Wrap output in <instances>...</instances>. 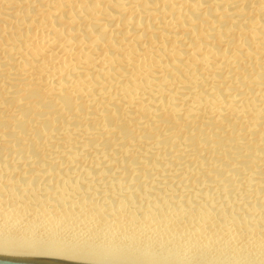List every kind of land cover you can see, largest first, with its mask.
Instances as JSON below:
<instances>
[{"label":"bare ground","instance_id":"obj_1","mask_svg":"<svg viewBox=\"0 0 264 264\" xmlns=\"http://www.w3.org/2000/svg\"><path fill=\"white\" fill-rule=\"evenodd\" d=\"M2 157L0 252L264 264V0H0Z\"/></svg>","mask_w":264,"mask_h":264},{"label":"water","instance_id":"obj_2","mask_svg":"<svg viewBox=\"0 0 264 264\" xmlns=\"http://www.w3.org/2000/svg\"><path fill=\"white\" fill-rule=\"evenodd\" d=\"M0 264H120L99 261H75L44 255L0 252Z\"/></svg>","mask_w":264,"mask_h":264},{"label":"rangeland","instance_id":"obj_3","mask_svg":"<svg viewBox=\"0 0 264 264\" xmlns=\"http://www.w3.org/2000/svg\"><path fill=\"white\" fill-rule=\"evenodd\" d=\"M46 112V111H45ZM22 112H18V111H15V114L19 117V118H21V119H23L24 118V115H22L21 114ZM24 120V119H23ZM22 121V120H21ZM20 122V121H19ZM11 127H13L14 128V130H15V132H18L17 130H18V128H16L14 125H12ZM9 129V128H8ZM7 129V130H8ZM19 130H20V128H19ZM10 139H14L13 137H10ZM15 141L17 140L16 138L14 139ZM13 140V141H14ZM12 141V142H13ZM11 143V142H10ZM11 144H13V143H11ZM16 144H17V147L16 148H20V147H18V146H20V144H19V141L18 142H16ZM19 144V145H18ZM12 152V151H11ZM16 156V155H15ZM41 157V156H40ZM2 159H4V157H2V158H0V160H2ZM28 175V174H27Z\"/></svg>","mask_w":264,"mask_h":264}]
</instances>
